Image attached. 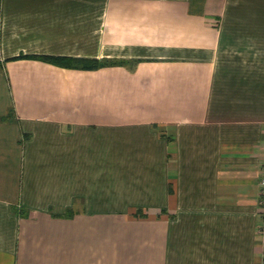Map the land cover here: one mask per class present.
Masks as SVG:
<instances>
[{"label":"crops","instance_id":"obj_1","mask_svg":"<svg viewBox=\"0 0 264 264\" xmlns=\"http://www.w3.org/2000/svg\"><path fill=\"white\" fill-rule=\"evenodd\" d=\"M259 154L264 0H0V264H264Z\"/></svg>","mask_w":264,"mask_h":264},{"label":"trees","instance_id":"obj_2","mask_svg":"<svg viewBox=\"0 0 264 264\" xmlns=\"http://www.w3.org/2000/svg\"><path fill=\"white\" fill-rule=\"evenodd\" d=\"M53 63L65 67H73L81 65L85 69H96L102 66L112 65L117 61L112 59H98V58H81V59H67V58H47Z\"/></svg>","mask_w":264,"mask_h":264},{"label":"rangeland","instance_id":"obj_3","mask_svg":"<svg viewBox=\"0 0 264 264\" xmlns=\"http://www.w3.org/2000/svg\"><path fill=\"white\" fill-rule=\"evenodd\" d=\"M261 155V154H259ZM263 157V159H262ZM261 160L263 161V165L261 166V172L259 175V185L261 186V195H262V204H264V155H261Z\"/></svg>","mask_w":264,"mask_h":264}]
</instances>
